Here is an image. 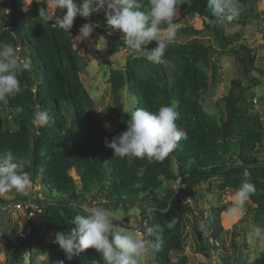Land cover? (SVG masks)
Returning <instances> with one entry per match:
<instances>
[{
	"label": "trees",
	"instance_id": "16d2710c",
	"mask_svg": "<svg viewBox=\"0 0 264 264\" xmlns=\"http://www.w3.org/2000/svg\"><path fill=\"white\" fill-rule=\"evenodd\" d=\"M244 2L251 0H238L239 5ZM142 3L141 10H145L148 0ZM206 5L207 0H185L179 6L184 11L173 22L185 26L186 34L169 44L162 63L152 64L143 56L129 54L125 69L111 68L117 119L111 132L94 120L95 100L82 77L81 54L73 43L74 27L69 33L52 22L41 24L38 13L47 7L46 0H36L32 6L27 0H9L0 6L4 17L0 20V42L13 45L31 64L30 71L16 73L21 91L0 101V151L12 150L32 180L27 194L14 190L16 197L34 199L43 206L47 220V226L30 223L24 244H17L9 254L12 264H19L27 246L34 248L33 238L47 243L49 264H103L94 249L69 262L53 243L56 232L74 227L72 221L82 214L81 206H92L95 201L114 209L147 205L149 209L143 212L153 217L154 231L146 240L152 242L154 264H192L186 255L177 261L171 257L185 249L190 235L210 249H221L223 263L232 264L222 214L230 212L234 204L208 201L205 209L199 186L215 179L221 191L234 194L245 171L255 185L249 198L257 206L255 219L264 223V112L255 111L251 93L253 86L261 84L264 67L257 64L256 50L240 32L226 31V23L237 19L217 21ZM106 10L107 2L95 12V20ZM58 12L54 14H61ZM192 15L202 18V28L189 23L187 17ZM101 30L108 39V54L126 49L122 33L106 27ZM155 46L153 41L146 47ZM214 53L236 54L244 66L243 80L232 79L218 100L219 115L204 107V94L218 75L217 64L211 62ZM209 65L212 77L206 70ZM124 89L135 94L139 108L154 112L160 106L175 104L180 113L177 125L187 138L163 161L115 157L105 146L106 137L111 141L126 130L129 117L123 111ZM37 109L48 112L47 123H33ZM233 135L237 141L232 140ZM7 201L0 196V202ZM173 218L178 222L168 229ZM201 223L204 228H200ZM42 230L47 235H42ZM247 246L246 240L239 245L233 239L235 264H264V253L252 261L243 258L241 250ZM30 264L43 263L33 257Z\"/></svg>",
	"mask_w": 264,
	"mask_h": 264
},
{
	"label": "clouds",
	"instance_id": "9594fccd",
	"mask_svg": "<svg viewBox=\"0 0 264 264\" xmlns=\"http://www.w3.org/2000/svg\"><path fill=\"white\" fill-rule=\"evenodd\" d=\"M106 2V24L113 31L122 33V42L129 53L143 56L152 64L162 63L169 44L177 35L173 21L185 0H148L145 10H141L142 0H80V3L76 0H46L47 7L39 9L38 16L41 24L52 22L70 33L77 16L87 18L103 8ZM206 6L211 16L221 22L225 19L232 21L240 14L238 0H207ZM55 10L61 14H54ZM96 27L95 23H84L73 40L77 43L88 41ZM153 41L156 42L155 47H146ZM30 70V62L27 59L21 62L13 45L0 42V101L21 91L16 73ZM123 111L129 117L126 130L111 141L105 138V146L113 150L115 157L163 161L182 139L187 138L177 125L180 113L175 104L160 106L154 112L139 107ZM48 119L47 111L37 109L33 113L34 124L43 125ZM105 127L110 125L106 124ZM23 167L12 150L0 151V196L13 190L24 192L31 185L32 180L22 171ZM254 193L255 185L250 180V174L245 171L233 194L234 208L229 211L239 209L242 215L247 200ZM82 211L84 214L74 217V227L55 233L53 243L59 246L67 261L78 258L87 249H94L103 264H141V259L152 244L150 240L117 230L114 222L119 217L102 206L84 204ZM177 222L175 218L169 221L168 229H173ZM204 227L201 223L200 228ZM146 231L151 234L154 229L148 227ZM252 235L264 239V229L256 227ZM59 264H64V261H59Z\"/></svg>",
	"mask_w": 264,
	"mask_h": 264
},
{
	"label": "rangeland",
	"instance_id": "374dc122",
	"mask_svg": "<svg viewBox=\"0 0 264 264\" xmlns=\"http://www.w3.org/2000/svg\"><path fill=\"white\" fill-rule=\"evenodd\" d=\"M36 0H27V5L32 6ZM9 0H0V6L7 4ZM240 14L236 21L226 23V31L228 33L240 32L245 38L246 42L256 50L257 64L264 67V0H251L250 3L244 2L239 5ZM53 11V10H52ZM183 9H178L177 15L183 12ZM55 13V12H54ZM96 13H92L89 17L85 18L77 16L74 20L73 27L75 34L78 33L79 28L84 23H95L97 27L94 29L90 39L83 43H77L73 40L74 46L81 54V65L83 66L82 77L86 87L95 100L94 120L97 121L102 128L107 132L113 131L117 127V119L115 117V104L112 92L111 83V68L125 69L129 60L128 49H122L115 54H108L109 45L107 36L101 29L106 25L105 12L100 15V18L95 20ZM3 12L0 11V20H3ZM105 19V20H104ZM189 23L197 28L203 27L202 18L192 15L187 17ZM177 35L173 41H180L186 34V27L176 24ZM112 30V29H110ZM113 33H121L119 30L111 31ZM76 36V35H75ZM18 58L21 62L24 61L22 54L16 51ZM212 63L218 66L217 79L210 83V89L204 94V107L211 114L219 115L221 112L218 109V100L226 94L231 86V80L242 79L244 74V66L240 62L236 54H216L211 58ZM210 77L213 75L212 67H206ZM248 84L247 80H244ZM252 100L255 106V111L260 113L264 112V77H261V84L251 88ZM123 100L125 103L124 110L131 111L136 108L138 103L135 94L130 93L128 89H124ZM223 109V107H222ZM109 124L110 127H105ZM232 140L237 141V136L233 135ZM31 185L22 194L29 192ZM201 194L203 195L204 203L201 201V206L206 209L208 201L216 204L225 202H233V194L229 191H221L218 188L217 180L213 179L209 183L202 182L199 186ZM39 187H35L38 189ZM2 197L8 200L6 203L0 202V264H12L9 260V254L14 253L17 244H24L25 240L19 238L21 231L30 232V223L40 224L47 226L46 214L41 211L33 216H29L25 210L14 207V203L19 201L15 195V191H11ZM43 197V196H40ZM29 201V200H24ZM34 201V199H30ZM93 205L102 206L110 211L119 219L114 223L117 225V230L128 231L134 236L146 239L147 234L142 228V223L145 218L143 210L147 207L146 204H141L128 209L124 207L107 208L98 202H93ZM8 206V209L4 207ZM90 206V205H89ZM256 205L251 203L248 199L243 214L240 215V210L235 209L232 212H224L222 214V222L227 230L225 234L226 244L230 249L232 259L231 263L235 264L236 254L232 246L233 239H236L239 245H242L244 240L247 241L248 246L241 250L243 258L252 261L257 256L264 253V239L255 238L252 233L253 229L259 227L264 229V223H259L255 219L254 211ZM148 208V207H147ZM149 209V208H148ZM210 209H208L209 212ZM82 214V206H81ZM126 219L129 222H126ZM238 235H236V233ZM42 235L46 233L42 230ZM47 235V234H46ZM33 249L28 246L22 253V258L19 264H30L31 259L35 257L37 262L49 264V254L46 245L33 238ZM208 256H206V254ZM222 250L210 249L205 244H199L193 235H190L187 240V246L183 251L174 252L171 254L172 259L177 261L180 257L186 255L192 264H225L221 258ZM141 264H154L152 247L150 246L145 255L141 259Z\"/></svg>",
	"mask_w": 264,
	"mask_h": 264
},
{
	"label": "built area",
	"instance_id": "2783aa9c",
	"mask_svg": "<svg viewBox=\"0 0 264 264\" xmlns=\"http://www.w3.org/2000/svg\"><path fill=\"white\" fill-rule=\"evenodd\" d=\"M14 207L18 209L25 210L29 216H33L38 212L43 211V206H41L39 203L35 201H24V200H19L16 203L13 204ZM4 209H8V206L4 207ZM148 227H152L154 229V223H153V217L151 215H147L142 223V228L147 233L146 229ZM29 233L27 231H21L19 233V238L21 240H26L28 238Z\"/></svg>",
	"mask_w": 264,
	"mask_h": 264
},
{
	"label": "water",
	"instance_id": "95a60500",
	"mask_svg": "<svg viewBox=\"0 0 264 264\" xmlns=\"http://www.w3.org/2000/svg\"><path fill=\"white\" fill-rule=\"evenodd\" d=\"M225 260V259H224Z\"/></svg>",
	"mask_w": 264,
	"mask_h": 264
}]
</instances>
